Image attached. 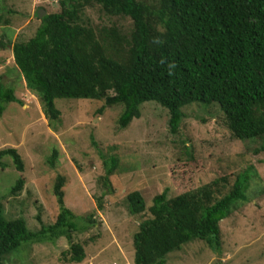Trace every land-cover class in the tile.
Here are the masks:
<instances>
[{
	"label": "trees",
	"instance_id": "16d2710c",
	"mask_svg": "<svg viewBox=\"0 0 264 264\" xmlns=\"http://www.w3.org/2000/svg\"><path fill=\"white\" fill-rule=\"evenodd\" d=\"M59 3L60 10L45 14L32 37L11 47L15 66L38 96L48 122H60L56 98L103 101L97 112L121 105L117 122L122 128L141 116V103L153 100L167 109L169 130L176 134L185 116L183 106L197 102L205 110L217 103L231 136L256 141L253 151H264V0ZM94 4L106 15L130 21L131 27L124 31L103 25L95 31L82 18L85 8ZM8 102L21 100L0 82V116ZM57 155L54 148L47 158L50 165H55ZM5 156L23 171V160L14 147L1 149L0 160ZM102 158V181L111 191L110 176L119 161L113 154ZM257 175L250 165L173 196L168 195L171 186L155 193L148 207L151 216L139 222L132 236L134 264H165L169 253L193 239L219 252V223L250 201L247 191ZM65 182L63 175H56L53 191L59 213L55 222L41 224L37 230H30L23 217H6L0 197V264L23 243L27 245L22 249L62 235L70 246L61 252V259L77 263L84 259L83 244L71 240L78 227L76 215L64 206ZM23 184L18 177L8 193L19 194ZM126 200L131 214L146 210L138 189L129 191ZM87 220L94 222L91 214Z\"/></svg>",
	"mask_w": 264,
	"mask_h": 264
},
{
	"label": "rangeland",
	"instance_id": "374dc122",
	"mask_svg": "<svg viewBox=\"0 0 264 264\" xmlns=\"http://www.w3.org/2000/svg\"><path fill=\"white\" fill-rule=\"evenodd\" d=\"M59 1L0 0V82L21 100L4 104L0 150L14 147L24 165L18 171L10 157L0 160V197L6 217H23L30 230H37L57 218L54 180L63 175L64 206L76 215L78 227L71 240L83 244L85 257L79 263L62 260L61 252L70 246L62 235L22 249L23 243L4 264H134L132 236L139 222L151 216L148 207L155 193L171 186L168 195L173 196L250 165L258 174L247 191L250 201L219 223L220 251L193 239L169 253L165 264H264V151H253L256 141L231 136L217 103L205 110L197 102L183 106L185 116L176 134L169 130L167 109L153 100L141 103V116L122 128L117 122L121 105L97 112L103 101L56 98L60 122H48L38 96L15 66L11 47L32 37L45 14L60 10ZM103 12L99 5H89L82 18L95 31L103 25L124 31L131 27L130 21ZM54 148L58 159L52 166L47 158ZM112 154L119 164L109 191L102 181V156ZM18 177L24 179L22 190L11 196L9 187ZM135 189L145 201L140 214L127 207L126 195ZM90 214L94 222H88Z\"/></svg>",
	"mask_w": 264,
	"mask_h": 264
},
{
	"label": "water",
	"instance_id": "95a60500",
	"mask_svg": "<svg viewBox=\"0 0 264 264\" xmlns=\"http://www.w3.org/2000/svg\"><path fill=\"white\" fill-rule=\"evenodd\" d=\"M44 12V10L43 9H40L39 11H38V15H42V13Z\"/></svg>",
	"mask_w": 264,
	"mask_h": 264
}]
</instances>
